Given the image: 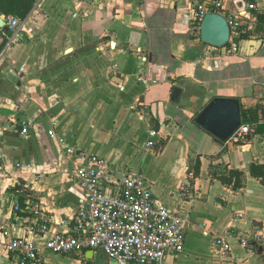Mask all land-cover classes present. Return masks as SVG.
Listing matches in <instances>:
<instances>
[{
  "label": "crops",
  "instance_id": "crops-1",
  "mask_svg": "<svg viewBox=\"0 0 264 264\" xmlns=\"http://www.w3.org/2000/svg\"><path fill=\"white\" fill-rule=\"evenodd\" d=\"M205 1H36L23 20L29 32L0 59V243L32 236L43 244L69 230L84 198L75 174L81 161L67 153L74 147L104 157L117 178L144 174L156 197L188 216L183 248L164 264H264V124L237 144L196 123L215 97L239 99L254 118L248 122L264 118V0H226L224 14L256 4L231 55L201 39ZM5 44L0 35V52ZM108 146L110 155L100 154ZM253 165L261 167L255 175ZM233 170L242 173L238 188L221 179ZM19 184L42 214L15 211ZM33 223L48 229L32 234ZM221 236L230 250L215 244ZM44 256L45 264H118L92 248L80 255L45 249ZM0 264H19L18 256L1 246Z\"/></svg>",
  "mask_w": 264,
  "mask_h": 264
},
{
  "label": "built area",
  "instance_id": "built-area-1",
  "mask_svg": "<svg viewBox=\"0 0 264 264\" xmlns=\"http://www.w3.org/2000/svg\"><path fill=\"white\" fill-rule=\"evenodd\" d=\"M225 7L226 0H206L198 6V15L200 20L209 12L226 16L230 39L223 46H213L211 50L220 48L231 55L239 51L240 42L249 31L244 20H255L250 11L256 8V4L248 2L245 9L231 14L223 13ZM3 21L5 24L0 25V35L6 36V47L0 52V59L20 33L29 32L25 22L13 14L3 15ZM3 27L10 32H1ZM259 123L264 124V118L260 122L242 123L228 142L244 143L256 133ZM30 125L31 121L23 122L22 133H27ZM49 133L56 136L55 129ZM151 135L156 136L157 131L152 130ZM154 144L153 139L148 141L149 146ZM67 153L81 161L76 166L75 174L84 190L83 203L74 215L69 230L48 237L43 244L37 243L32 236L13 237L0 243V248L2 246L6 252L17 255L19 264H45V249L73 255H80L87 248L101 249L118 264H164L169 254L182 250L188 216L172 211L156 197L144 174L120 179L112 174L104 157L74 147L67 148ZM16 186L18 197L14 203L15 211L28 212L33 216L42 214L41 203L33 197L28 186ZM27 228L34 234L40 230L46 232L48 225L43 224L39 229L37 223H33ZM241 241L247 244L248 236H242ZM214 242L223 251L231 249L226 236L216 237Z\"/></svg>",
  "mask_w": 264,
  "mask_h": 264
},
{
  "label": "water",
  "instance_id": "water-1",
  "mask_svg": "<svg viewBox=\"0 0 264 264\" xmlns=\"http://www.w3.org/2000/svg\"><path fill=\"white\" fill-rule=\"evenodd\" d=\"M3 19L0 25H4ZM203 42L221 47L230 39V26L225 15L218 12L206 13L201 23ZM181 90L175 87L172 101L178 102ZM242 109L239 99L215 97L197 115L196 123L219 140L226 142L242 124ZM115 260V259H114ZM117 261V260H115Z\"/></svg>",
  "mask_w": 264,
  "mask_h": 264
},
{
  "label": "trees",
  "instance_id": "trees-1",
  "mask_svg": "<svg viewBox=\"0 0 264 264\" xmlns=\"http://www.w3.org/2000/svg\"><path fill=\"white\" fill-rule=\"evenodd\" d=\"M37 0H0V13L2 14H13L22 20L26 19L32 9L34 8ZM242 119L243 123L254 120L253 116L248 114L247 111L242 110ZM264 167V166H263ZM261 168L256 165H253L251 168V172L255 175L257 173V169ZM195 174H199L200 172V162L199 160L195 164ZM232 174L230 177L222 176V181L227 184L231 185L234 188H238L242 184V173L237 170L231 171ZM234 182V183H232Z\"/></svg>",
  "mask_w": 264,
  "mask_h": 264
},
{
  "label": "rangeland",
  "instance_id": "rangeland-1",
  "mask_svg": "<svg viewBox=\"0 0 264 264\" xmlns=\"http://www.w3.org/2000/svg\"><path fill=\"white\" fill-rule=\"evenodd\" d=\"M115 115H117V117H120V111H119V109H117ZM114 119H117V118H114ZM119 147H120V146H119ZM99 152H100V154H102V155H106V156H108V155H110V152H112L111 146H108V148H107V147H104V149H103V150H100ZM114 154H116V155L113 156V159L116 158V159H118L119 162H120V152L117 150V151L114 152ZM115 161H116V160H115Z\"/></svg>",
  "mask_w": 264,
  "mask_h": 264
}]
</instances>
